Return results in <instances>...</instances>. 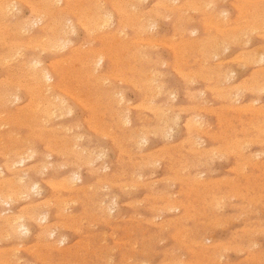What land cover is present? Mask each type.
<instances>
[{"label": "rangeland", "instance_id": "obj_1", "mask_svg": "<svg viewBox=\"0 0 264 264\" xmlns=\"http://www.w3.org/2000/svg\"><path fill=\"white\" fill-rule=\"evenodd\" d=\"M115 1L0 0V264H264V0Z\"/></svg>", "mask_w": 264, "mask_h": 264}, {"label": "bare ground", "instance_id": "obj_2", "mask_svg": "<svg viewBox=\"0 0 264 264\" xmlns=\"http://www.w3.org/2000/svg\"><path fill=\"white\" fill-rule=\"evenodd\" d=\"M53 1H54V0H53ZM94 1H95V0H94ZM116 1H117V0H116ZM116 1H115V2H116ZM131 1H132V0H131ZM134 1H135V0H134ZM145 1H146V0H145ZM160 1H161V0H160ZM244 1H245V0H244ZM248 1H250V0H248ZM256 1H257V0H256ZM46 2H47V1H46ZM50 2H51V1H50ZM175 2H176V1H175ZM193 2H194V1H193ZM222 2H223V0H222ZM250 2H251V1H250ZM254 2H255V1H254ZM260 2H261V1H260ZM38 3H39V2H38ZM44 3H45V2H44ZM96 3H97V2H96ZM126 3H127V2H126ZM139 3H140V2H139ZM139 3H138V4H139ZM168 3H169V2H168ZM205 3H206V2H205ZM205 3H204V4H205ZM212 3H213V2H212ZM258 3H259V2H257V4H258ZM28 4H29V3H28ZM190 4H191V2H190ZM194 4H196V3H194ZM204 4H203V5H204ZM2 5H3V4H2ZM5 5H6V4H4V6H5ZM10 5H11V4H10ZM37 5H38V4H37ZM50 5H51V4H50ZM126 5H127V4H126ZM142 5H143V4H142ZM188 5H189V4H188ZM201 5H202V4H201ZM212 5H213V4H212ZM4 6H3V7H4ZM15 6H16V5H15ZM41 6H42V5H41ZM74 6H75V5H74ZM124 6H125V5H124ZM128 6H129V5H128ZM130 6H131V5H130ZM132 6H134V5H132ZM132 6H131V7H132ZM139 6H140V5H139ZM197 6H198V5H197ZM208 6H209V5H208ZM213 6H214V5H213ZM247 6H248V5H247ZM260 6H263V5H260ZM3 7H1V8H3ZM20 7H21V6H20ZM44 7H45V6H44ZM51 7H52V6H51ZM125 7H126V6H125ZM131 7H130V8H131ZM200 7H201V6H200ZM236 7H237V6H236ZM13 8H14V7H13ZM45 8H46V7H45ZM45 8H44V9H45ZM47 8H48V7H47ZM69 8H70V7H69ZM69 8H68V9H69ZM95 8H97V7H95ZM98 8H99V11H100V8H101V7L99 6ZM134 8H135V7H134ZM162 8H163V7H162ZM165 8H166V5H165ZM173 8H174V7H173ZM173 8H172V9H173ZM195 8H196V7H195ZM8 9H10V8H8V6H7V10H8ZM11 9H12V8H11ZM15 9H16V8H15ZM20 9H21V8H20ZM35 9H36V8H35ZM66 9H67V8H66ZM75 9H76V8H75ZM163 9H164V8H163ZM168 9H169V8H168ZM170 9H171V8H170ZM174 9H175V8H174ZM191 9H192V8H191ZM201 9H202V8H201ZM204 9H205V8H204ZM5 10H6V9H5ZM40 10H41V9H40ZM50 10H51V9H50ZM101 10H102V9H101ZM130 10H131V9H130ZM196 10H197V9H196ZM238 10H239V9H238ZM259 10H260V8H259ZM33 11H34V10H33ZM71 11H72V10H71ZM85 11H86V10H85ZM89 11H90V9H89ZM89 11H88V12H89ZM126 11H127V10H126ZM126 11H125V12H126ZM176 11H177V9H176ZM223 11H224V10H223ZM240 11H241V10H240ZM247 11H248V10H247ZM260 11H261V10H260ZM5 12H6V11H5ZM5 12L3 11V13H5ZM9 12H10V11H9ZM15 12H16V11H15ZM61 12H62V11H61ZM61 12H60V13H61ZM96 12H97V11H96ZM103 12H104V11H103ZM178 12H179V11H178ZM192 12H194V11H192ZM208 12H209V11H208ZM210 12H211V11H210ZM219 12H220V10H219ZM261 12H262V11H261ZM261 12H260V13H261ZM1 13H2V12H1ZM36 13H37V12H36ZM53 13H54V12H53ZM111 13H112V12H111ZM155 13H156V12H155ZM159 13H160V12H159ZM168 13H169V12H168ZM240 13H241V12H240ZM5 14H6V13H5ZM40 14H41V11H40ZM40 14L38 13V16H39V17H40ZM48 14H49V13H48ZM85 14H86V13H85ZM88 14H89V13H88ZM101 14H102V13H101ZM109 14H110V13H109ZM123 14H124V12H123ZM157 14H158V13H157ZM226 14H227V12H226ZM226 14H225V16H226ZM254 14H255V13H254ZM3 15H4V14H2V18L5 17V15H4V17H3ZM11 15H12V14H11ZM89 15H90V14H89ZM106 15H108V14H106ZM125 15H126V14H125ZM155 15H156V14H155ZM159 15H160V14H159ZM222 15H223V14H222ZM250 15H251V14H250ZM259 15H260V14H259ZM0 16H1V14H0ZM41 16H42V15H41ZM99 16H100V15H99ZM157 16H158V15H157ZM160 16H161V15H160ZM220 16H221V15H220ZM225 16H224V17H225ZM227 16H228V15H227ZM8 17H9V16H8ZM12 17H14V16L12 15ZM16 17H17V16H16ZM53 17H54V16H53ZM65 17H66V16H65ZM67 17H68V16H67ZM102 17H103V16H102ZM109 17H110V16H109ZM142 17H143V16H142ZM144 17H145V16H144ZM144 17H143V18H144ZM150 17H151V15H150ZM217 17H218V16H217ZM253 17H254V15H253ZM6 18H7V17H6ZM45 18H47V17L45 16L44 19H45ZM138 18H141V17H138ZM157 18H158V17H157ZM212 18H213V17H212ZM33 19H34V17H33ZM42 19H43V18H42ZM60 19H61V18H60ZM100 19H101V18H100ZM107 19H109V18H107ZM144 19H145V18H144ZM220 19H221V18H220ZM243 19H244V18H243ZM80 20H81V19H80ZM80 20H78V21H80ZM103 20H104V19H103ZM105 20H106V19H105ZM138 20H139V19H138ZM138 20H137V21H138ZM192 20H193V19H192ZM240 20H241V19H240ZM245 20H246V19H245ZM256 20H257V19H256ZM0 21H1V20H0ZM3 21H4V20H3ZM3 21H2V22H3ZM14 21H15V20H14ZM53 21H54V20H53ZM55 21H56V20H55ZM110 21H111V20H110ZM182 21H183V20H181V22H182ZM212 21H213V20H212ZM212 21H211V22H212ZM214 21H216V20H214ZM214 21H213V22H214ZM227 21H229V20H227ZM236 21H237V20H236ZM39 22H40V21H39ZM39 22H37V23H39ZM95 22H96V21H95ZM123 22H124V21H123ZM123 22H122V23H123ZM181 22H180V23H181ZM187 22H188V21H187ZM213 22H212V23H213ZM219 22H220V21H219ZM7 23H8V22H7ZM23 23H24V22H23ZM29 23H30V22H29ZM79 23H80V22H79ZM111 23H112V22H111ZM131 23H134V22H131ZM180 23H178V24H180ZM216 23H217V22H216ZM224 23H225V22H224ZM236 23H237V22H236ZM236 23H235V24H236ZM247 23H248V22H247ZM19 24H20V23H19ZM33 24H35V23H33ZM67 24H68V23H67ZM70 24H71V23H70ZM99 24H100V23H99ZM103 24H104V23H103ZM103 24H102V25H103ZM118 24H119V23H118ZM181 24H182V23H181ZM24 25H25V24H24ZM51 25H52V24H51ZM100 25H101V24H100ZM100 25H99V26H100ZM102 25H101V26H102ZM106 25H107V24H106ZM106 25H105V26H106ZM121 25H122V24H121ZM135 25H136V24H135ZM203 25H204V24H203ZM220 25H221V24H220ZM220 25H219V26H220ZM226 25H227V24H226ZM250 25H251V24H250ZM262 25H263V24H262ZM5 26H6V24H5ZM69 26H70V25H69ZM94 26H95V25H94ZM97 26H98V25H97ZM107 26H108V25H107ZM133 26H134V25H133ZM133 26H132V28H133ZM153 26H154V25H153ZM235 26H236V25H235ZM235 26H234V27H235ZM247 26H248V25H247ZM247 26H246V27H247ZM257 26H258V25H257ZM259 26H260V25H259ZM38 27H39V26H38ZM82 27H83V26H82ZM87 27H88V26H87ZM109 27H110V26H109ZM146 27H147V26H146ZM146 27H145V28H146ZM149 27H150V26H148V28H149ZM217 27H218V25H217ZM217 27H216V28H217ZM238 27H239V26H238ZM251 27H252V26H251ZM251 27H250V28H251ZM253 27H254V26H253ZM262 27H263V26H262ZM262 27H260V29H261ZM43 28H44V27H43ZM65 28H66V27H65ZM84 28H85V27H84ZM103 28H104V27H103ZM122 28H123V27H122ZM122 28H121V29H122ZM138 28H139V27H138ZM152 28H153V27H152ZM175 28H176V27H175ZM216 28H215V29H216ZM6 29H7V28H6ZM19 29H20V28H19ZM21 29H22V28H21ZM72 29H73V28H72ZM85 29H86V28H85ZM121 29H120V30H121ZM223 29H224V28H223ZM223 29H222V30H223ZM237 29H238V28H237ZM239 29H240V28H239ZM242 29H243V28H242ZM242 29H241V30H242ZM252 29H253V28H252ZM258 29H259V28H258ZM260 29H259V30H260ZM25 30H28V29H25ZM44 30H45V29H44ZM106 30H107V27H106ZM118 30H119V29H118ZM154 30H155V29H154ZM154 30H153V31H154ZM177 30H178V29H177ZM177 30H176V31H177ZM208 30H209V29H208ZM253 30H254V29H253ZM255 30H256V29H255ZM261 30H262V29H261ZM62 31H64V30H62ZM93 31H94V29H93ZM124 31H125V30H124ZM133 31H136V30H133ZM195 31H196V30H195ZM245 31H246V30H245ZM16 32H17V31H16ZM48 32H49V31H48ZM69 32L71 33V31H69ZM100 32H101V31H99V33H100ZM108 32H109V31H108ZM117 32H118V31H117ZM142 32H144V31H142ZM178 32H179V31H178ZM236 32H237V30H236ZM23 33H24V32H23ZM89 33H90V32H89ZM140 33H141V32H140ZM145 33H146V32H145ZM190 33H191V32H190ZM238 33L240 34L239 31H238ZM250 33H251V32H250ZM258 33H259V32H258ZM17 34H18V33H17ZM25 34H26V33H25ZM53 34H54V33H53ZM53 34H52V35H53ZM71 34H73V33H71ZM123 34H124V33H123ZM142 34H143V33H142ZM148 34H149V33H148ZM151 34H152V33H151ZM195 34H196V33H195ZM218 34H219V33H218ZM224 34H226V33H224ZM233 34H234V33H232V35H233ZM247 34H248V33H247ZM8 35H9V34H8ZM11 35H12V33H11ZM15 35H16V34H15ZM55 35H56V34H55ZM57 35H58V34H57ZM62 35H63V34H62ZM68 35H69V34H68ZM103 35H104V34H103ZM119 35H120V34H119ZM119 35H118V36H119ZM146 35H147V34H146ZM179 35H180V34H179ZM235 35H236V34H235ZM248 35H249V34H248ZM248 35H247V36H248ZM262 35H263V34H262ZM19 36H20V35H19ZM21 36H22V35H21ZM60 36H61V35H60ZM108 36H109V35H108ZM191 36H192V35H191ZM7 37H8V36H7ZM15 37H17V36H15ZM125 37H126V36H125ZM145 37H146V36H145ZM147 37H148V36H147ZM152 37H154V36L152 35ZM180 37H181V36H180ZM189 37H190V36H189ZM240 37H242V36H240ZM263 37H264V36H263ZM0 38H1V37H0ZM10 38H11V37H10ZM10 38H9V39H10ZM37 38H38V37H37ZM50 38H51V37H50ZM122 38H123V37H122ZM248 38H249V37H248ZM248 38H247V39H248ZM41 39H42V38H41ZM43 39H44V38H43ZM67 39H69V38H67ZM117 39H118V38H117ZM169 39H171V37H170ZM226 39H227V38H226ZM234 39H235V37H234ZM234 39H233V42H234ZM249 39H250V38H249ZM69 40H70V39H69ZM101 40H102V39H101ZM120 40H121V39H120ZM148 40H149V39H148ZM150 40H151V39H150ZM171 40H172V39H171ZM174 40H175V39H174ZM235 40H236V39H235ZM237 40H238V39H237ZM237 40H236V41H237ZM6 41H7V40H6ZM40 41H41V40H40ZM51 41H52V40H51ZM64 41H66V40H64ZM93 41H94V40H93ZM132 41H133V40H132ZM195 41H196V40H195ZM216 41H217V40H216ZM236 41H235V42H236ZM240 41H241V40H240ZM246 41H247V40H246ZM0 42H1V41H0ZM61 42H62V41H61ZM101 42H102V41H101ZM104 42H105V41H104ZM136 42H137V41H136ZM138 42H139V41H138ZM144 42H145V41H144ZM150 42H151V41H150ZM182 42H183V41H182ZM202 42H203V40H202ZM226 42H227V41H226ZM229 42H231V40H230ZM53 43H54V42H53ZM57 43H58V42H57ZM67 43H69V41H68ZM67 43H66V44H67ZM71 43H73V42H71ZM113 43H114V42H113ZM139 43H140V42H139ZM142 43H143V42H142ZM142 43H141V44H142ZM190 43H192V42L190 41ZM214 43H215V42H214ZM221 43H222V42H221ZM73 44H74V43H73ZM145 44H146V43H145ZM212 44H213V43H212ZM224 44H225V43H224ZM228 44H230V43H228ZM228 44H227V45H228ZM231 44H232V43H231ZM246 44H247V43H246ZM26 45H27V44H26ZM28 45H29V43H28ZM60 45H61V44H60ZM60 45H59V46H60ZM69 45H71V44H69ZM148 45H149V44H148ZM148 45H147V46H148ZM151 45H154V43H152ZM168 45H169V44H168ZM170 45H171V44H170ZM213 45H214V44H213ZM218 45H219V44H218ZM222 45H223V44H222ZM24 46H25V45H24ZM35 46H36V44H35ZM53 46H54V45H53ZM56 46H57V45H56ZM62 46H63V45H62ZM62 46H61V47H62ZM111 46H112V45H111ZM116 46H117V45H116ZM158 46H159V45H158ZM178 46H179V45H178ZM216 46H217V45H216ZM225 46H226V45H225ZM225 46H224V47H225ZM239 46H240V45H239ZM46 47H47V46H46ZM61 47H60V48H61ZM68 47H69V46H68ZM90 47H91V46H90ZM140 47H141V46H140ZM145 47H146V46H145ZM145 47H144V48H145ZM159 47H161V46H159ZM167 47H168V46H167ZM169 47H170V46H169ZM175 47H176V46H175ZM10 48H11V47H10ZM60 48L58 47V49H60ZM112 48H113V47H112ZM112 48H111V49H112ZM114 48H115V47H114ZM144 48H142V49H144ZM151 48H152V47H151ZM157 48H158V47H157ZM186 48H187V46H186ZM186 48H185V49H186ZM216 48H217V47H216ZM25 49H26V48H25ZM43 49H44V48H43ZM53 49H54V48H53ZM53 49H52V50H53ZM61 49H62V48H61ZM137 49H138V48H137ZM139 49H140V48H139ZM194 49H195V48H194ZM194 49H193V51H194ZM223 49H224V48H223ZM227 49H228V47H227ZM227 49H226V50H227ZM37 50H38V49H37ZM47 50H49V49H47ZM55 50H56V49H55ZM100 50H101V49H100ZM103 50H104V49H103ZM112 50H113V49H112ZM115 50H116V49H115ZM119 50H120V47H119ZM119 50H117V51H119ZM17 51H18V49H17ZM42 51H43V50H42ZM104 51H105V50H104ZM139 51H140V50H139ZM144 51H145V50H144ZM180 51H181V50H180ZM183 51H184V50H183ZM189 51H190V50H189ZM218 51H219V49H218ZM39 52H40V51H39ZM59 52H60V51H59ZM91 52H92V51H91ZM95 52H96V51H95ZM99 52H101V51H99ZM108 52H109V50H108ZM124 52H125V51H124ZM145 52H146V51H145ZM201 52H202V51H201ZM211 52H214V51H211ZM220 52H221V51H220ZM222 52H223V51H222ZM261 52H262V51H261ZM36 53H38V52H36ZM41 53H42V52H41ZM51 53H54V52L52 51ZM56 53H57V52H56ZM101 53H102V52H101ZM111 53H112V52H111ZM176 53H177V52H176ZM176 53H175V55H176ZM181 53H182V51H181ZM184 53H185V52H184ZM216 53H218V52H216ZM239 53H240V52H239ZM97 54H98V53H97ZM106 54H107V53H106ZM112 54H113V53H112ZM179 54H180V53H179ZM212 54H213V53H212ZM15 55H16V53H15ZM17 55H18V54H17ZM38 55H39V54H38ZM110 55H111V54H110ZM143 55H144V54H143ZM218 55H219V54H218ZM221 55H222V54H221ZM9 56H10V55H9ZM13 56H14V55H13ZM36 56H37V55H36ZM98 56H99V55H98ZM100 56H101V55H100ZM124 56H125V54H124ZM124 56H123V57H124ZM145 56H146V55H145ZM181 56H183V55H181ZM201 56H202V55H201ZM207 56H208V55H207ZM242 56H243V55H242ZM257 56H258V55H257ZM260 56H261V55H260ZM260 56H259V57H260ZM20 57H21V56H20ZM85 57H87V56H85ZM95 57H96V56H95ZM102 57L104 58L105 56H102ZM107 57H108V56H107ZM110 57H111V56H110ZM126 57H127V56H126ZM132 57H133V56H132ZM146 57H147V56H146ZM157 57H158V56H157ZM217 57H219V56H217ZM217 57H216V58H217ZM5 58H6V57H5ZM8 58H9V57H8ZM8 58H7V59H8ZM12 58H13V57H12ZM21 58H22V57H21ZM21 58H20V59H21ZM79 58H81V57H79ZM96 58H97V57H96ZM96 58H95V59H96ZM99 58H100V57H99ZM103 58H100V59H98V61H95V62H98V64H99L100 61H101V59L103 60ZM128 58H129V57H128ZM139 58H140V57H139ZM252 58H253V57H252ZM133 59H134V58H133ZM135 59H136V58H135ZM148 59H149V58H148ZM175 59H176V57H175ZM180 59H181V58H180ZM182 59H183V58H182ZM1 60H2V59H1ZM12 60H13V59H12ZM84 60H86V59H84ZM178 60H179V58H178ZM201 60H202V59H201ZM205 60H206V59H205ZM248 60H249V59H248ZM250 60H251V58H250ZM256 60H257V62H259L258 59H256ZM260 60H264V58H263V59H260ZM9 61H10V60H9ZM36 61H37V60H36ZM71 61H72V60H71ZM76 61H77V60H76ZM111 61H112V60H111ZM137 61H138V60H137ZM140 61H141V60H140ZM155 61H156V60H155ZM155 61H154V62H155ZM226 61H227V60H226ZM235 61H237V59H235ZM235 61H233V62H235ZM239 61H240V60H239ZM246 61H247V60H246ZM12 62H13V61H12ZM31 62H32V61H31ZM85 62H86V61H85ZM156 62H158V61H156ZM242 62H243V61H242ZM244 62H245V61H244ZM6 63H8V61H7ZM82 63H83V62H82ZM82 63H80V65H82ZM125 63H126V62H125ZM138 63H139V62H138ZM197 63H198V62H197ZM220 63H221V62H220ZM245 63H246V62H245ZM247 63H248V62H247ZM22 64H25V63H22ZM38 64H39V62L37 61V62H35L33 65H34V67H37ZM117 64H118V63H117ZM175 64H176V63H175ZM183 64H184V63H183ZM218 64H219V62H218ZM251 64H253V62H252ZM259 64H260V63H259ZM5 65H6V64H5ZM29 65H30V64H29ZM65 65H66V64H65ZM86 65H87V63H86ZM96 65H97V64H96ZM99 65H100V64H99ZM113 65H114V64H113ZM154 65H156V64H154ZM246 65H248V64H246ZM246 65H245V66H246ZM254 65H255V64H253L252 66H254ZM26 66H27V65H26ZM87 66H88V65H87ZM89 66H90V65H89ZM126 66H127V65H126ZM133 66H134V65H133ZM182 66H183V65H182ZM204 66H205V65H204ZM240 66L242 67V65H240ZM245 66H244V67H245ZM70 67H71V66H70ZM99 67H100V66H99ZM113 67H114V66H113ZM144 67H145V66H144ZM73 68H74V67H73ZM55 69H56V68H55ZM94 69H95V68H94ZM128 69H129V68H128ZM132 69H134V68H132ZM177 69H178V68H177ZM177 69H174V70H177ZM181 69H182V68H181ZM259 69H260V68H259ZM263 69H264V68H263ZM89 70H90V69H89ZM45 71H46V69H45ZM78 71H80V70H78ZM96 71H98V70H96ZM96 71H95V72H96ZM172 71H173V70H172ZM72 72H73V71H72ZM132 72H133V70H132ZM139 72H140V70H139ZM175 72H176V71H175ZM182 72H183V71H182ZM190 72H191V71H190ZM229 72H230V70H229ZM229 72H228V73H229ZM253 72H254V70H253ZM33 73H34V72H33ZM66 73H67V72H66ZM66 73H65V74H66ZM151 73H152V72H151ZM159 73H160V72H159ZM187 73H188V72H187ZM191 73H192V72H191ZM231 73H232V71H231ZM233 73H234V72H233ZM72 74H73V73H72ZM89 74H90V73H89ZM92 74H93V73H92ZM111 74H112V73H111ZM142 74H143V73H142ZM153 74H154V73H153ZM181 74H182V73H181ZM181 74H179V75H181ZM188 74H189V73H188ZM229 74H230V73H229ZM55 75H56V74H55ZM77 75H78V74H77ZM112 75H113V74H112ZM155 75H156V74H155ZM189 75H190V74H189ZM192 75H194V74H191V76H192ZM203 75H205V74H203ZM206 75H207V74H206ZM216 75H218V74H216ZM65 76H66V75H65ZM70 76H71V75H70ZM108 76H110V75L108 74ZM108 76H107V77H108ZM177 76H178V75H177ZM67 77H69V76H67ZM87 77H89V76H87ZM93 77H95V76H93ZM96 77H97V76H96ZM111 77H112V76H110V78H111ZM178 77H179V76H178ZM196 77H197V75H196ZM225 77H227V76H225ZM225 77H224V79H225ZM6 78H7V77H6ZM151 78H152V77H151ZM156 78H157V77H156ZM156 78H155V79H156ZM189 78H190V77H189ZM244 78H245V77H244ZM261 78H262V77H261ZM22 79H23V78H22ZM49 79L51 80V77L48 75V73L44 72V69H39V70H37V73L35 72V74H34V76H33V83H34V80H35V81L39 84V87H40V85H41L40 83H42L43 80H44V82H45V81H48ZM61 79H62V78H61ZM100 79L103 80L102 78H100ZM122 79H123V78H122ZM155 79H154V80H155ZM157 79H158V78H157ZM186 79H187V78H186ZM204 79H205V78H204ZM210 79H211V78H210ZM228 79H229V78H228ZM246 79H247V78H246ZM10 80H11V79H10ZM16 80H17V79H16ZM31 80H32V79H31ZM104 80H105V79H104ZM106 80H107V78H106ZM115 80H116V79H115ZM132 80H133V79H132ZM138 80H139V79H138ZM207 80H208V79H207ZM233 80H234V79H233ZM243 80H244V79H243ZM252 80H253V79H252ZM257 80H258V79H257ZM11 81H12V80H11ZM120 81H123V80H120ZM125 81L127 82V80H125ZM165 81H166V80H165ZM227 81H228V80H227ZM44 82H43V83H44ZM62 82H63V81H62ZM103 82H104V81H103ZM123 82H124V81H123ZM126 82H125V83H126ZM152 82H153V81H152ZM191 82H192V81H191ZM222 82H223V79H222ZM9 83H10V82H9ZM110 83H111V82H110ZM120 83H121V82H120ZM206 83H207V82H206ZM220 83H221V82H220ZM4 84H5V83H4ZM19 84H20V83H19ZM102 84H104V83H102ZM102 84H101V85H102ZM111 84H112V83H111ZM111 84H110V85H111ZM131 84H132V83H131ZM142 84H143V83H142ZM142 84H141V85H142ZM190 84H191V83H190ZM252 84H253V83H252ZM256 84H257V83H256ZM10 85H11V84H10ZM13 85H14V84H13ZM47 85H48V84H47ZM49 85H50V84H49ZM60 85H62V84L60 83ZM148 85H149V84H148ZM148 85H147V86H148ZM238 85H240V84H238ZM18 86H19V85H18ZM20 86H21V85H20ZM23 86H24V85H23ZM42 86H43V85H42ZM75 86H76V85H75ZM78 86H79V85H78ZM106 86H107V85H106ZM108 86H109V85H108ZM162 86H163V85H162ZM242 86H243V84H242ZM252 86H253V85H252ZM262 86H263V85H262ZM262 86H261V87H262ZM32 87H33V86H32ZM52 87H53V86H52ZM52 87H51V88H52ZM62 87H63V86H62ZM88 87H89V86H88ZM103 87H104V86H103ZM109 87H110V86H109ZM150 87H151V86H150ZM153 87H154V86H153ZM155 87H156V86H155ZM187 87H188V86H187ZM217 87H218V84H217ZM236 87H237V86H236ZM13 88H14V87H13ZM44 88H45V87H44ZM79 88H80V87H79ZM157 88H158V87H157ZM184 88H185V87H184ZM214 88H215V87H214ZM227 88H228V87H227ZM243 88H244V86H243ZM262 88H263V87H262ZM262 88H261V89H262ZM16 89H17V88H16ZM18 89H19V88H18ZM20 89H21V88H20ZM29 89H30V88H29ZM58 89H60V88H58ZM74 89H75V88H74ZM76 89H77V88H76ZM161 89H162V88H161ZM222 89H223V88H222ZM237 89H238V88H237ZM245 89H246V87H245ZM250 89H252V88H250ZM263 89H264V88H263ZM7 90H8V89H7ZM7 90H6V91H7ZM78 90H79V89H78ZM170 90L172 91V89H170ZM220 90H221V88H220ZM248 90H249V89H248ZM248 90H245V92L248 91ZM253 90H254V88H253ZM256 90H257V89H256ZM259 90H260V89H259ZM28 91H29V90H28ZM45 91H46V90H45ZM47 91H49V90L47 89ZM47 91H46V92H47ZM50 91H51V90H50ZM62 91H63V90H62ZM74 91H76V90H74ZM80 91H81V90H80ZM80 91H79V92H80ZM121 91H122V90H121ZM153 91H154V90H153ZM157 91H158V90H157ZM159 91H160V90H159ZM229 91H231V89H230ZM9 92H10V91H9ZM14 92H15V91H14ZM42 92H43V91H42ZM46 92H45V93H46ZM63 92H64V91H63ZM67 92H68V91H67ZM199 92H200V91H199ZM218 92H219V91H218ZM30 93H31V92H30ZM70 93H71V92H70ZM72 93H73V91H72ZM74 93H75V92H74ZM168 93H169V92H167V94H168ZM174 93H175V92H174ZM211 93H212V92H211ZM235 93H236V92H235ZM261 93H262V92H261ZM38 94H39V93H38ZM43 94H44V93H43ZM75 94H76V93H75ZM87 94H88V92H87ZM87 94H86V95H87ZM122 94H123V93H122ZM143 94H144V93H143ZM157 94H160V93H157ZM193 94H194V92H193ZM195 94H196V93H195ZM241 94H242V93H241ZM253 94H254V93H253ZM256 94H257V93H256ZM14 95H15V94H14ZM84 95H85V94H84ZM168 95H169V94H168ZM172 95H173V94H172ZM197 95H198V94H197ZM258 95H259V94H258ZM0 96H1V95H0ZM69 96H70V95H69ZM92 96H93V95H92ZM114 96H115V95H114ZM149 96H150V95H149ZM152 96H153V95H152ZM158 96H159V95H158ZM235 96H236V95H235ZM12 97H13V94H12ZM18 97H19V96H18ZM71 97H72V96H71ZM71 97H70V98H71ZM76 97H77V96H76ZM76 97H75V98H76ZM84 97H85V96H84ZM94 97H95V96H94ZM94 97H93V98H94ZM98 97H99V96H98ZM170 97H171V94H170ZM193 97H194V96H193ZM196 97H197V96H196ZM56 98H57V97H56ZM91 98H92V97H91ZM120 98H121V96H120ZM149 98H150V97H149ZM221 98H222V97H221ZM258 98H259V97H258ZM13 99H14V98H13ZM44 99H45V98H44ZM44 99H43V100L41 99V100H42V101H45ZM51 99H52V98H51ZM58 99H59V98H58ZM58 99H57V100H58ZM97 99H98V98H97ZM113 99H114V98H113ZM143 99H144V98H143ZM170 99H171V98H170ZM2 100H3V99H2ZM15 100H16V97H15ZM41 100H40V101H41ZM60 100H61V99H60ZM81 100H82V99H81ZM152 100H153V99H152ZM193 100L196 101V99H193ZM218 100H219V99H218ZM234 100H235V99H234ZM50 101H51V100H50ZM113 101H114V100H113ZM118 101H119V100H118ZM145 101H146V100H145ZM167 101H168V100H167ZM236 101H237V100H236ZM0 102H1V101H0ZM14 102H15V101H14ZM60 102H61V101H60ZM97 102H98V100H97ZM122 102H123V100L121 101V103H122ZM230 102H231V101H230ZM252 102H253V101H252ZM8 103H9V102H8ZM54 103H55V102H54ZM92 103H94V102H92ZM128 103H129V102H128ZM148 103H149V102H148ZM236 103H237V102H236ZM34 104H36V103H34ZM47 104H48V103H47ZM110 104H111V103H110ZM116 104H117V103H115V105H116ZM118 104H119V103H118ZM150 104H151V103H150ZM152 104H153V103H152ZM165 104H166V103H165ZM230 104H232V103H230ZM56 105H57V104H56ZM97 105H98V104H97ZM120 105H121V104H120ZM138 105H139V104H138ZM147 105L149 106V104H147ZM159 105H160V104H159ZM168 105H169V104H168ZM6 106H7V105H6ZM59 106H60V105H59ZM99 106H100V105H99ZM144 106H145V105H144ZM199 106H200V105H199ZM243 106H244V105H243ZM8 107H9V106H8ZM61 107H62V106H61ZM67 107H68V106H67ZM71 107H72V106H71ZM100 107H101V106H100ZM140 107H141V106H140ZM149 107H150V106H149ZM239 107H241V106H239ZM258 107H259V105H258ZM1 108H2V107H1ZM35 108H36V107H35ZM69 108H70V107H69ZM88 108H89V107H88ZM110 108H111V107H110ZM134 108H136V106H135ZM168 108H169V107H168ZM173 108H174V107H173ZM180 108H181V107H180ZM201 108H202V107H201ZM210 108H211V107H210ZM212 108H213V107H212ZM217 108H218V107H217ZM236 108H237V107H236ZM243 108H244V107H243ZM52 109H53V108H52ZM72 109H73V108H72ZM93 109H94V108H93ZM148 109H149V108H148ZM148 109H147V111H148ZM178 109H179V108H178ZM204 109H205V107H204ZM206 109H207V108H206ZM230 109H231V108H230ZM234 109H235V108H234ZM259 109H260V107H259ZM57 110H58V109H57ZM59 110H60V109H59ZM153 110H154V109H153ZM153 110H152V111H153ZM180 110H181V109H180ZM202 110H203V109H202ZM232 110H233V109H232ZM253 110H254V109H253ZM253 110H252V111H253ZM260 110H261V109H260ZM263 110H264V109H263ZM31 111H32V110H31ZM51 111H52V110H51ZM63 111H64V110H63ZM69 111H70V110H69ZM69 111H68V112H69ZM126 111H127V110H126ZM126 111H125V112H126ZM128 111H129V110H128ZM166 111H168V110H166ZM166 111H165V112H166ZM181 111H182V110H181ZM184 111H185V110H184ZM188 111H189V108H188ZM190 111H193V110H190ZM237 111H238V110H237ZM245 111H246V110H245ZM245 111H244V112H245ZM24 112H25V111H24ZM36 112H37V110H36ZM71 112H72V111H71ZM161 112H162V110H161ZM182 112H183V111H182ZM210 112H211V111H210ZM117 113H118V112H117ZM117 113H116V114H117ZM177 113H178V112H177ZM177 113H176V114H177ZM238 113H240V112H238ZM245 113H246V112H245ZM250 113H251V112H250ZM261 113H262V112H261ZM32 114H33V112H32ZM46 114H47V113H46ZM95 114H96V113H95ZM121 114H122V113H121ZM161 114H163V113H161ZM169 114H170V113H169ZM172 114H173V113H172ZM242 114H243V113H242ZM30 115H31V114H30ZM33 115H34V114H33ZM113 115H115V113H113ZM238 115H239V114H238ZM46 116H48V115H46ZM51 116H53V115H51ZM51 116H50V117H51ZM54 116H55V115H54ZM61 116H62V115H61ZM98 116H99V115H98ZM124 116H125V115H124ZM164 116H165V115H164ZM171 116H172V115H171ZM217 116H218V114H217ZM221 116H222V115H221ZM28 117H29V116H28ZM28 117H27V119H28ZM55 117H56V116H55ZM57 117H58V116H57ZM122 117H123V116H122ZM122 117H121V119H122ZM162 117H163V115H162ZM165 117H167V116H165ZM224 117H225V116H224ZM18 118H19V116H18ZM52 118H53V117H52ZM89 118H90V117H89ZM125 118H126V117H125ZM163 118H164V117H163ZM174 118H175V116H174ZM189 118H190V117H189ZM189 118H188V119H189ZM192 118H193V116H192ZM197 118H198V116H197ZM218 118H219V117H218ZM221 118H222V117H220V119H221ZM25 119H26V118H25ZM53 119H54V118H53ZM126 119H127V118H126ZM126 119H125V120H126ZM222 119H223V118H222ZM257 119H258V118H257ZM166 120H167V119H166ZM189 120H190V119H189ZM230 120H231V119H230ZM28 121H29V120H28ZM47 121H48V120H47ZM50 121L52 122V120H50ZM89 121H90V120H89ZM89 121H88V122H89ZM198 121H199V120H198ZM249 121H250V119H249ZM22 122H23V121H22ZM43 122H44V121H43ZM45 122H46V121H45ZM48 122H49V121H48ZM48 122H47V123H48ZM99 122H100V121H99ZM121 122H122V121H121ZM125 122H126V121H125ZM129 122H130V121H128L127 123H129ZM159 122H160V121H159ZM189 122H190V121H189ZM194 122H195V121H194ZM31 123H32V122H31ZM36 123H37V122H36ZM47 123H46V124H47ZM90 123H91V122H90ZM123 123H124V122H123ZM0 124H1V123H0ZM7 124H8V123H7ZM23 124H24V123H23ZM159 124H160V123H159ZM163 124H164V123H163ZM197 124H198V123H197ZM43 125H44V123H43ZM43 125H42V126H43ZM95 125H96V124H95ZM124 125H125V124H124ZM126 125H127V124H126ZM126 125H125V126H126ZM186 125H187V123H186ZM202 125H203V124H202ZM207 125H208V124H207ZM220 125H221V124H220ZM229 125H231V124H229ZM232 125H233V124H232ZM251 125H252V124H251ZM261 125H262V124H261ZM5 126H6V125H5ZM20 126H21V125H20ZM44 126H46V125H44ZM55 126H56V125H55ZM119 126H121V125H119ZM7 127H8V126H7ZM57 127H58V126H57ZM92 127H93V126H92ZM178 127H179V126H178ZM53 128H54V127H53ZM79 128H80V127H79ZM199 128H200V127H199ZM201 128H202V127H201ZM201 128H200V129H201ZM226 128H227V127H226ZM1 129H2V128H1ZM3 129H4V128H3ZM48 129H49V128H48ZM64 129H65V128H64ZM160 129H161V128H160ZM193 129H194V128H193ZM196 129H197V128H196ZM227 129H228V128H227ZM227 129H226V130H227ZM96 130H97V129H96ZM96 130H95V131H96ZM105 130H106V129H105ZM108 130H109V129H108ZM158 130H159V129H158ZM194 130H195V129H194ZM233 130H235V129H233ZM259 130H260V129H259ZM58 131H59V130H58ZM60 131H61V130H60ZM62 131H63V130H62ZM65 131H67V129H66ZM70 131H71V129H70ZM93 131H94V129H93ZM135 131H136V130H135ZM171 131H172V129H171ZM222 131H223V130H222ZM262 131H264V130H262ZM50 132H51V131H50ZM56 132H57V131H56ZM103 132H104V130H103ZM161 132H162V131H161ZM163 132H164V129H163ZM165 132H166V131H165ZM64 133H65V132H64ZM110 133H111V132H110ZM139 133H141V131H140V132L138 131V134H139ZM246 133H247V131H246ZM11 134H12V133H11ZM11 134H10V135H11ZM169 134H171V133H169ZM189 134H190V133H189ZM193 134H194V133H193ZM163 135H164V134H163ZM165 135H166V134H165ZM219 135H220V134H219ZM263 135H264V132H263ZM26 136H27V135H26ZM26 136H25V137H26ZM31 136H32V135H31ZM78 136H79V135H78ZM138 136H139V135H138ZM144 136H145V135H144ZM144 136H143V137H144ZM147 136H148V135H146V137H147ZM159 136H160V135H159ZM169 136H170V135H169ZM53 137H54V136H53ZM104 137L106 138V136H104ZM163 137H164V136H163ZM227 137H229V136H227ZM1 138H2V137H1ZM12 138H13V137H12ZM137 138H138V137H137ZM137 138H136V139H137ZM171 138H172V137H171ZM225 138H226V137H225ZM16 139H17V138H16ZM31 139H32V137H31ZM144 139H145V138H144ZM164 139H165V137H164ZM77 140H80V139L77 138ZM147 140H148V139H147ZM147 140H145V141H147ZM170 140H171V139H170ZM191 140H192V139H191ZM252 140H253V139H252ZM0 141L2 142V140H0ZM43 141H44V140H43ZM48 141H49V140H48ZM48 141H47V142H48ZM136 141H137V140H136ZM142 141H143V140H142ZM142 141H141V142H142ZM194 141H195V140H194ZM248 141H249V140H248ZM259 141H260V140H258L257 142H259ZM70 142H71V141H70ZM75 142H76V141H75ZM87 142H88V141H87ZM113 142H114V140H113ZM134 142H135V140H134ZM167 142H168V141H167ZM167 142H166V143H167ZM4 143H5V142H4ZM17 143H18V142H17ZM48 143H49V142H48ZM115 143H116V142H115ZM146 143H147V142H146ZM180 143H182V142H180ZM180 143H179V144H180ZM246 143H247V142H246ZM21 144H22V143H21ZM49 144H50V143H49ZM71 144H73V143H71ZM140 144H143V143H140ZM175 144H176V143H175ZM227 144H228V142H227ZM234 144H235V143H234ZM248 144H249V142H248ZM252 144H253V143H252ZM260 144H261V142H260ZM3 145H4V144H3ZM170 145H171V144H170ZM170 145H168V146H170ZM182 145H183V144H182ZM190 145H191V143H190ZM195 145H196V144H195ZM224 145H225V144H224ZM244 145H245V144H244ZM0 146H1V145H0ZM46 146H47V145H46ZM67 146H68V145H67ZM75 146H76V145H75ZM192 146H194V145H192ZM199 146H200V145H199ZM250 146H251V145H250ZM261 146H262V145H261ZM9 147H10V145H9ZM120 147H121V145H120ZM178 147H180V146H178ZM197 147H198V146H197ZM231 147H232V146H231ZM245 147H246V146H245ZM45 148H46V147H45ZM67 148H68V147H67ZM76 148H78V147H76ZM225 148H226V147H225ZM225 148H223V149L225 150ZM240 148L242 149L241 146H240ZM8 149H9V148H8ZM51 149H53V148H51ZM51 149H49V150H51ZM106 149H107V148H106ZM165 149H167V148H165ZM165 149H164V150H165ZM176 149H177V148H176ZM176 149H175V150H176ZM238 149H239V148H238ZM84 150H85V149H84ZM125 150H126V149H125ZM135 150H136V149H135ZM137 150H139V149L137 148ZM141 150H142V148H141ZM141 150H140V151H141ZM208 150H209V149H208ZM212 150H213V149H212ZM230 150H231V149H230ZM235 150H236V149H235ZM244 150H246V149H244ZM23 151H24V150H23ZM82 151H83V150H82ZM155 151H156V150H155ZM162 151H163V150H162ZM179 151H180V150H179ZM231 151H232V150H231ZM26 152H27V151H26ZM60 152H61V151H60ZM120 152H121V151H120ZM196 152H197V151H196ZM198 152H199V151H198ZM203 152H204V150H203ZM206 152H207V151H206ZM212 152H213V151H212ZM218 152H219V150H218ZM234 152H235V151H234ZM239 152H240V151H239ZM243 152H244V151H243ZM19 153H22V152H19ZM32 153H33V152H32ZM57 153H58V151H57ZM99 153H100V152H99ZM123 153H124V152H123ZM160 153H161V152H160ZM193 153L195 154V152H193ZM199 153H200V152H199ZM201 153H202V152H201ZM220 153H221V152H220ZM225 153H226V152H225ZM258 153H259V152H258ZM33 154H34V153H33ZM42 154H43V153H42ZM91 154H92V153H91ZM218 154H219V153H218ZM234 154H235V153H234ZM253 154H254V153H253ZM12 155H14V154L12 153ZM25 155H26V153H25ZM27 155H28V153H27ZM36 155H37V154H36ZM57 155H58V154H57ZM63 155H64V154H63ZM85 155H86V154H85ZM96 155H97V154H96ZM96 155H95V156H96ZM199 155H200V154H199ZM210 155H211V154H210ZM213 155H214V154H213ZM228 155H229V154H228ZM249 155H250V154H249ZM261 155H262V154H261ZM0 156H1V155H0ZM21 156H22V155H21ZM34 156H35V155H34ZM103 156H104V155H103ZM132 156H133V155H132ZM156 156H157V155H156ZM162 156H163V155H162ZM4 157H7V156H4ZM22 157H23V156H22ZM28 157H29V156H28ZM30 157H31V155H30ZM48 157H49V156H48ZM61 157H62V156H61ZM65 157H67V156H65ZM90 157H91V156H90ZM128 157H129V156H128ZM152 157H153V156H152ZM222 157H223V156H222ZM236 157H237V156H236ZM245 157H246V156H245ZM19 158H20V156H19ZM24 158H26V157H24ZM24 158H22V159L20 158V160H19L18 162L15 161V163H17V164H19V163L21 164V163H22V164H23V162L25 161ZM45 158H47L46 155H45ZM93 158H95V157H93ZM153 158H154V157H153ZM160 158H163V157H160ZM160 158H158V159H160ZM214 158H215V156H214ZM219 158H220V157H219ZM242 158H243V157H242ZM249 158H250V157H249ZM4 159H5V158H4ZM28 159H30V158H28ZM28 159H27V160H28ZM209 159H210V158H209ZM82 160H83V159H82ZM216 160H219V159H216ZM223 160H224V158H223ZM43 161H44V160H43ZM93 161H94V159H93ZM144 161H145V160H144ZM155 161H156V160H155ZM157 161H158V160H157ZM205 161H206V160H205ZM209 161H210V160H209ZM225 161H226V160H225ZM72 162H73V161H72ZM177 162H178V160H177ZM40 163H42V162H40ZM91 163H93V162H91ZM91 163H90V164H91ZM136 163H137V162H136ZM146 163H148V162H146ZM156 163H157V162H156ZM17 164H16V165H17ZM22 164H21V165H22ZM50 164H51V163H50ZM50 164H49V165H50ZM62 164H63V163H61V165H62ZM64 164H65V163H64ZM67 164H68V163H67ZM67 164H66V165H67ZM70 164H71V163H70ZM144 164H145V163H144ZM150 164H151V163H150ZM82 165H83V164H82ZM92 165H93V164H92ZM92 165H91V166H92ZM135 165H136V164H135ZM239 165H240V164H239ZM243 165H244V164H243ZM43 166H44V164H43ZM43 166H41V167H43ZM58 166H60V165H58ZM140 166H141V164H140ZM145 166H146V165H145ZM145 166H144V167H145ZM149 166H150V165H149ZM12 167H13V166H12ZM49 167H50V166H49ZM81 167H82V166H81ZM88 167H89V166H88ZM132 167H133V165H132ZM138 167H139V166H138ZM146 167L148 168V166H146ZM152 167H153V166H152ZM154 167H156V166H154ZM57 168H58V167H57ZM64 168H65V167H64ZM133 168H134V167H133ZM185 168H186V167H185ZM237 168H238V167H237ZM0 169H1V168H0ZM8 169H9V167H8ZM22 169H23V168H22ZM43 169H45V168H43ZM49 169H50V168H49ZM144 169H145V168H144ZM154 169H157V167L154 168ZM243 169H244V168H243ZM243 169H242V170H243ZM135 170H136V169H135ZM186 170H187V169H186ZM235 170H236V169H235ZM242 170H241V171H242ZM58 171H59V170H58ZM132 171H133V170H132ZM169 171H170V170H169ZM178 171H179V170H178ZM27 172H28V169H27ZM71 172H72V171H71ZM78 172H79V171H78ZM141 172H142V171H141ZM233 172H234V171H233ZM243 172H244V171H243ZM2 173H3V172H2ZM72 173H73V172H72ZM136 173H137V171H136ZM136 173H135V174H136ZM209 173H210V172H209ZM215 173H216V172H215ZM236 173H237V172H236ZM21 174H22V172H21ZM74 174H75V173H74ZM93 174H94V173H93ZM130 174H131V173H130ZM197 174H198V173H197ZM237 174H238V173H237ZM23 175H24V174H23ZM25 175H27V173H25ZM42 175H43V174H42ZM139 175H140V174H139ZM194 175H195V174H194ZM242 175H244V174H242ZM76 176H77V174H76ZM104 176H105V175H103V177H104ZM199 176H200V175H199ZM69 177H70V176H69ZM78 177H79V176H78ZM78 177H76V178H78ZM145 177H146V176H145ZM190 177H191V176H190ZM27 178H28V177H27ZM66 178H67V177H66ZM73 178H75V177H73ZM131 178H132V177H131ZM161 178H162V177H161ZM164 178H165V177H164ZM171 178H172V177H171ZM171 178H170V179H171ZM179 178H180V177H179ZM193 178H194V177H193ZM193 178H192V179H193ZM208 178H209V177H208ZM23 179H25V178H23L22 176L19 175V177L17 178V181H18L19 183H20V182H24ZM50 179H51V178H50ZM79 179H80V177H79ZM79 179H78V180H79ZM115 179H116V178H115ZM165 179H167V178H165ZM168 179H169V178H168ZM180 179H181V178H180ZM218 179H219V178H218ZM232 179H233V178H232ZM11 180H12V179H11ZM57 180H58V179H57ZM67 180H68V179H67ZM132 180H133V179H132ZM136 180H137V179H136ZM140 180H141V179H140ZM156 180H157V179H156ZM159 180H160V178H159ZM172 180H173V179H172ZM181 180H182V179H181ZM223 180H224V179H223ZM223 180H222V181H223ZM71 181H72V180H71ZM137 181H138V180H137ZM162 181H163V180H162ZM170 181H171V180H170ZM179 181H180V180H179ZM182 181H183V180H182ZM191 181H192V180H191ZM194 181H195V180H194ZM208 181H209V180H208ZM216 181H217V180H216ZM13 182L15 183V181H13ZM52 182H53V180H52ZM172 182H173V181H172ZM209 182H210V181H209ZM213 182H214V181H213ZM218 182H220V181H218ZM224 182H225V181H224ZM4 183H5V182H4ZM78 183H79V182H78ZM110 183H111V182H110ZM162 183H163V182H162ZM175 183H176V182H175ZM181 183H182V182H181ZM203 183H204V182H203ZM221 183H223V182H221ZM228 183H229V182H228ZM228 183H226V184L228 185ZM231 183H232V182H231ZM24 184H25V183H24ZM37 184H39V183H36V184L34 183V185H37ZM49 184H50V182H49ZM51 184H52V183H51ZM54 184H55V183H54ZM58 184H59V183H58ZM108 184H109V183H108ZM138 184H139V183H138ZM151 184H153V183H151ZM167 184H168V183H167ZM170 184H171V183H170ZM170 184H169V185H170ZM210 184H212V183H210ZM31 185H32V184H31ZM106 185H107V184H106ZM113 185H114V184H113ZM135 185H136V184H135ZM135 185H134V186H135ZM148 185H149V184H148ZM193 185H194V184H193ZM206 185H208V184H206ZM25 186H26V185H25ZM25 186H24V187H25ZM32 186H33V185H32ZM52 186H53V185H52ZM54 186H55V185H54ZM54 186H53V187H54ZM61 186H62V185H61ZM85 186H86V185H85ZM102 186H103V185H102ZM104 186H105V185H104ZM128 186H129V185H128ZM134 186H133V187H134ZM170 186H171V185H170ZM197 186H198V185H197ZM30 187H31V186H30ZM88 187H89V186H88ZM88 187H87V188H88ZM106 187H107V186H106ZM118 187H120V186H118ZM137 187H138V186H137ZM147 187H148V186H147ZM167 187H168V186H167ZM16 188H17V187H16ZM33 188H34V187H32V189H33ZM50 188H51V187H50ZM56 188H57V186H56ZM58 188H60V187H58ZM58 188H57V189H58ZM75 188H76V187H75ZM83 188H84V186H83ZM123 188H124V187H123ZM125 188H126V186H125ZM18 189H19V188H18ZM32 189H31V191H33ZM35 189L37 190V186L34 188V191H35ZM38 189H39V188H38ZM151 189H152V188H151ZM169 189H171V188H169ZM211 189H212V188H211ZM15 190H16V189H15ZM60 190H61V189H60ZM70 190H71V187H70ZM78 190H79V189H78ZM120 190H121V188H120ZM38 191H39V190H38ZM63 191H64V190H63ZM76 191H77V190H76ZM76 191H75V192H76ZM80 191H81V190H80ZM83 191H84V190H83ZM127 191H128V190H127ZM240 191H241V190H240ZM23 192H24V191H23ZM55 192H56V191H55ZM68 192H69V191H68ZM95 192H96V191H95ZM102 192H104V190H103ZM205 192H206V191H205ZM238 192H239V191H238ZM38 193H39V192H38ZM40 193H41V192H40ZM93 193H94V191H93ZM93 193H92V194H93ZM192 193H193V192H192ZM7 194H8V193H7ZM11 194H12V192L10 193V197H8V195H7V197H8V198H11V196L13 195V194H12V195H11ZM28 194H29V192H28ZM128 194H129V193H128ZM160 194H161V193H160ZM1 195H3V194H1ZM25 195H26V194H25ZM39 195H40V194H39ZM98 195H99V194H98ZM157 195H158V194H157ZM3 196H4V195H3ZM20 196H21V195H20ZM85 196H86V194H85ZM161 196H162V195H161ZM169 196H170V195H169ZM0 197H1V196H0ZM27 197H28V196H27ZM34 197H35V196H34ZM40 197H41V196H40ZM145 197H147V196H145ZM145 197H144V198H145ZM148 197H149V196H148ZM163 197H167V196H163ZM201 197H202V195H201ZM229 197H230V196H229ZM101 198H102V197H101ZM101 198H100V199H101ZM155 198H156V197H155ZM17 199H18V198H17ZM17 199H16V200H17ZM163 199H164V198H163ZM168 199H169V198H168ZM231 199H233V198H231ZM1 200H2V199H1ZM4 200H5V198L3 199V201H4ZM8 200H9V199H8ZM8 200H7V202H9ZM20 200H21V199H19V201H20ZM22 200H23V199H22ZM22 200H21V201H22ZM26 200H27V199H26ZM32 200H33V199H32ZM60 200H61V199H60ZM63 200H64V199H63ZM68 200H69V199H68ZM70 200H71V199H70ZM70 200H69V201H70ZM10 201H11V200H10ZM49 201H50V200H49ZM137 201H139V200H137ZM142 201H143V200H142ZM168 201H169V200H168ZM193 201H194V200H193ZM254 201H255V200H254ZM4 202H6V201H4ZM11 202H12V201H11ZM65 202H66V201H65ZM73 202H74V201H73ZM101 202H102V201H101ZM104 202H105V201H104ZM14 203H15V202H14ZM40 203H42V201H41ZM56 203H57V202H56ZM58 203H59V202H58ZM61 203H62V202H61ZM78 203H79V202H78ZM127 203H128V202H127ZM130 203H132V202H130ZM141 203H142V202H141ZM145 203H146V201H145ZM2 204H3V203H2ZM12 204H13V203H12ZM74 204H75V203H74ZM112 204H113V203H112ZM181 204H182V203H181ZM212 204H213V203H212ZM4 205H5V204H4ZM43 205H44V204H43ZM53 205H55V204H53ZM62 205H63V204H62ZM62 205H61V206H62ZM114 205H115V204H114ZM128 205H129V204H128ZM130 205H131V204H130ZM135 205H136V204H135ZM169 205H170V204H169ZM255 205H256V203H255ZM30 206H31V205H30ZM32 206H34V205H32ZM64 206H65V205H64ZM67 206H68V205H67ZM116 206H117V205H116ZM182 206H183V205H182ZM189 206H190V205H189ZM22 207H23V206H22ZM35 207H36V206H35ZM62 207H63V206H62ZM112 207H113V206H112ZM155 207H156V206H155ZM171 207L173 208V206H171ZM39 208H40V206H39ZM45 208H46V207H45ZM49 208H50V207H49ZM115 208H116V207H115ZM174 208H176V207H174ZM26 209H27V207H26ZM46 209H48V208H46ZM102 209H103V208H102ZM108 209H109V208H108ZM155 209H156V208H155ZM27 210H28V209H27ZM48 210H49V209H48ZM56 210H57V209H56ZM153 210H154V209H153ZM166 210H167V208H166ZM166 210H165V211H166ZM172 210H173V209H172ZM262 211H263V210H262ZM262 211H261V212H262ZM41 212H42V211H41ZM47 212H48V211H47ZM63 212H65V211L63 210ZM67 212H68V211H67ZM111 212H112V211H111ZM43 213H44V212H43ZM45 213H46V212H45ZM160 213H162V212H160ZM38 214H39V213H38ZM38 214H37V215H38ZM59 214H60V213H59ZM61 214H62V213H61ZM135 214H136V213H135ZM158 214H159V213H158ZM166 214H167V213H166ZM240 214H241V213H240ZM247 214H248V213H247ZM250 214H251V213H250ZM254 214H255V213H254ZM71 215H72V214H71ZM71 215H69V216H71ZM159 215H160V214H159ZM20 216H21V215H20ZM157 216H158V215H157ZM8 217H9V216H8ZM23 217H24V215H23ZM31 217H32V216H31ZM37 217H38V216H37ZM43 217H44V218L41 217V220H45V219H46L45 216H43ZM121 217H122V216H121ZM15 218H16L15 220L12 218V221L7 222V224H8L10 227H11V226H14V228H16V229H15L16 231L19 230V231H21V233H22L23 231H24L25 234L28 233V232H29V229L26 228V226H25L26 223L23 224V223L20 222V221L23 220L24 218L21 219V220L18 219L19 217H15ZM21 218H22V216H21ZM32 218H33V217H32ZM180 218H181V217H180ZM184 218H185V217H184ZM229 218H230V217H229ZM66 219H67V218H66ZM79 219H80V218H79ZM155 219H156V218H155ZM10 220H11V219H10ZM27 220H28V219H27ZM27 220H26V221H27ZM36 220H37V219H36ZM39 220H40V218H39ZM179 220H180V219H179ZM183 220H184V219H183ZM232 220H233V219H232ZM216 221H217V220H216ZM233 221H234V220H233ZM35 222H36V221H35ZM43 222H44V221H43ZM45 222H46V221H45ZM186 222H187V221H186ZM258 222H259V221H258ZM40 223H41V221L39 222V224H40ZM96 223H97V222H96ZM152 223H153V222H152ZM181 223H182V222H181ZM233 223H234V222H233ZM72 224H73V223H72ZM81 224H82V223H81ZM55 225H56V224H55ZM60 225H61V224H60ZM73 225H74V224H73ZM73 225H72V226H73ZM87 225H88V223H87ZM94 225H95V223H94ZM162 225H163V224H162ZM164 225H165V224H164ZM164 225H163V226H164ZM218 225H219V224H218ZM43 226H44V225H43ZM61 226H62V225H61ZM61 226H59V228H60ZM67 226H69V225H67ZM89 226H91V225H89ZM116 226H117V225H116ZM207 226H209V225H207ZM73 227H74V226H73ZM93 227H94V226H93ZM138 227H139V225H138ZM52 228H54V227H52ZM117 228H118V227H117ZM165 228H167V227L165 226ZM11 229H12V227H11ZM222 229H223V228H222ZM1 230H2V229H1ZM76 230H77V229H76ZM162 230H163V228H162ZM51 231H53V230H51ZM202 231H203V230H202ZM245 231H246V230H245ZM260 231H261V230H260ZM40 232H41V231H40ZM53 232H54V231H53ZM17 233H18V232H17ZM185 233H186V232H185ZM187 233H188V232H187ZM263 233H264V232H263ZM4 234H5V233H4ZM14 234H15V233H14ZM2 235H3V234H2ZM28 235H29V234H28ZM173 235H174V234H173ZM9 236H10V234H9ZM49 236H52V232L49 233ZM247 236H248V235H247ZM252 236H253V235H252ZM3 237H4V236H3ZM6 237H7V236H6ZM27 237H28V236H27ZM205 237H206V236H205ZM232 237H233V236H232ZM242 237H243V236H242ZM22 238H23V237H22ZM49 238H50V237H49ZM181 238H182V237H181ZM208 238H209V237H208ZM247 238H248V237H247ZM2 239H3V238H2ZM24 239H25V237H24ZM62 239H63V238H62ZM101 239H102V238H101ZM204 239H205V238H204ZM10 240H11V239H10ZM141 240H142V239H141ZM148 240H149V239H148ZM13 241H14V240H13ZM19 241L21 242L20 239H19ZM60 241L63 242L64 240L62 241V240L60 239ZM144 241H145V240H144ZM8 242H9V241H8ZM56 242H58V241H56ZM74 242H75V241H74ZM80 242H81V241H80ZM102 242H104V241H102ZM200 242H202V241H200ZM257 242H258V241H257ZM257 242H256V243H257ZM59 243H60V242H59ZM87 243H88V242H87ZM164 243H165V241H164ZM251 243H252V242H251ZM55 244H56V243H55ZM123 244H124V243H123ZM222 244H223V243H222ZM252 244H253V243H252ZM133 245H134V244H133ZM145 245H147V244H145ZM145 245H144V246H145ZM151 245H152V244H151ZM151 245H150V246H151ZM253 245H256V244H253ZM141 246H142V245H141ZM201 246H202V245H201ZM205 246H206V245H205ZM69 247H70V246H69ZM75 247H76V246H75ZM207 247H208V246H207ZM212 247H214V246L212 245ZM225 247H226V246H225ZM238 247H239V245H238ZM247 247H248V246H247ZM254 247H255V246H254ZM18 248H19V247H18ZM31 248H32V247H31ZM36 248H37V247H36ZM70 248H71V247H70ZM70 248H68V250H69ZM72 248H74V247H72ZM111 248H112V247H111ZM146 248H147V247H146ZM19 249H21V248H19ZM28 249H29V248H28ZM86 249H87V248H86ZM132 249H133V248H132ZM230 249H231V248H230ZM238 249H239V248H238ZM3 250H4V249H3ZM17 250H18V249H17ZM24 250H25V249H24ZM32 250H33V249H32ZM104 250H105V249H104ZM93 251H94V250H93ZM110 251H111V250H110ZM139 251H140V250H139ZM28 252H29V250H28ZM47 252H48V251H47ZM88 252H89V251H88ZM132 252H133V251H132ZM169 252H170V251H169ZM48 253H49V252H48ZM138 253H139V252H138ZM8 254H9V252H8ZM106 254H107V253H106ZM131 254H132V253H131ZM239 254H240V253H239ZM259 254H260V253H259ZM143 255H144V254H143ZM154 255H156V254H154ZM213 255H214V254H213ZM224 255H225V253H224ZM9 256H10V255H9ZM104 256H105V255H104ZM174 256H175V255H174ZM43 257H44V256H43ZM100 257H101V256H100ZM126 257H127V256H126ZM130 257H132V256H130ZM130 257H129V258H130ZM133 257H135V256H133ZM146 257H147V256H146ZM177 257H178V256H177ZM249 257H250V256H249ZM220 258H222V257H220ZM220 258H219V259H220ZM39 259H40V258H39ZM43 259H44V258H43ZM111 259H112V258H111ZM127 259H128V258H127ZM147 259H148V258H147ZM219 259H218V260H219ZM246 259H247V258H246ZM250 259H251V258H250ZM253 259H254V258H253ZM89 260H90V259H89ZM20 261H21V260H20ZM41 261H42V260H41ZM95 261H96V260H95ZM105 261H106V260H105ZM125 261L127 262V260H125ZM249 261H251V260H249ZM255 261H256V260H255ZM255 261H253V262H255ZM199 262H200V261H199ZM18 263H19V262H18ZM216 263H218V262H216ZM31 264H32V263H31ZM105 264H106V263H105ZM107 264H108V263H107ZM110 264H111V263H110ZM168 264H169V263H168ZM173 264H175V262H174ZM176 264H177V263H176Z\"/></svg>", "mask_w": 264, "mask_h": 264}]
</instances>
